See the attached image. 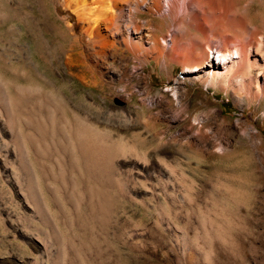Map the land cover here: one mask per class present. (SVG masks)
<instances>
[{"label":"rangeland","instance_id":"obj_1","mask_svg":"<svg viewBox=\"0 0 264 264\" xmlns=\"http://www.w3.org/2000/svg\"><path fill=\"white\" fill-rule=\"evenodd\" d=\"M69 1L0 0V264H264V172L245 167L264 161V0H243L222 32L224 5L205 7L201 70H188L170 32L156 59L140 38L153 25H128L138 0L121 3V28L101 37ZM243 46L252 73L236 70ZM60 93L115 139L112 183L58 154L46 115Z\"/></svg>","mask_w":264,"mask_h":264},{"label":"bare ground","instance_id":"obj_2","mask_svg":"<svg viewBox=\"0 0 264 264\" xmlns=\"http://www.w3.org/2000/svg\"><path fill=\"white\" fill-rule=\"evenodd\" d=\"M72 1H74L73 4ZM220 1L222 0H185L182 3H178L176 2V0H172L168 3V12H164L161 14V9L163 8L161 0H148L147 5L150 12H144L138 9V7L140 6V0H138L135 1V11L130 14L131 18L134 21L132 20L131 23H128V25L129 27L131 25V28L135 29L137 32L141 31L143 26L147 24L153 25L150 28L151 31H149L150 35H144L143 33H140V38H143L145 36H150L152 38L153 42L156 44V47L159 49V54L156 59L162 56L164 50L163 48H160V41L158 40V37L163 35L165 32H170L172 41L177 45V47H180V54L183 57V63L188 68V70L192 66L191 64L193 62H199L196 63L195 66L198 70H201L204 67L202 60L206 58L204 50L202 49L204 48L203 41L207 40L206 44L209 43L208 39L209 41H211V38H209V29H211L209 25L210 22L206 16L207 10L205 7H208L209 9H216L219 6L224 5L225 11L220 20H218L219 24H221L218 26V28L221 29L220 31L222 32L226 29V25L224 24L222 19L230 15L236 17L237 14H235V12L238 8H240L243 2V0H227L228 2L225 5V3H221ZM130 2H133V0H70L68 4L70 6H74L76 10L75 12L77 13L80 20L83 19V21H85V31L91 37H101L102 26L107 29L115 30L121 28V23H119V16L122 14L123 7H121L120 5L121 3L130 4ZM191 5H194L195 9L187 13V10L191 8ZM246 7L248 9H251L252 3L248 2L245 8ZM118 8H120V11L117 13L116 9ZM153 12H159L161 16V18L157 20V23H155V18L152 16ZM143 14L145 15L144 17L146 18V21L144 24H140L139 19L142 18ZM145 28L146 27H144V29ZM105 42L107 43V41H104V43ZM164 43H166V39H164ZM263 47L257 46L256 49L261 50ZM198 50L199 52H197ZM217 51L218 54L223 57V62L225 60V64H228L230 61L227 58L228 56H231V52L227 50H225L226 52H224L221 49ZM235 53L240 58V62L236 70L242 71L244 73H252V71H254V65L246 62V58L249 53L246 47L243 46L240 49H237ZM231 57L234 56L232 55ZM208 64L210 63H207V65ZM217 77L219 78L221 76L212 74V79H215ZM19 93L20 95H22L20 91ZM56 95V98L53 96L50 98V104L53 105L54 109L52 110L53 114L49 111L48 112L52 114V117H49L50 114H47L46 116L47 122H50V118L54 123L52 125V138L53 136H55L59 139L58 146L61 151L58 154L60 155V157L66 158V160H68L71 165H73L74 163H80L86 170L89 179L93 176H96L95 179L100 178L104 183H112L113 176L116 172L115 157L117 153V147L115 146V139H112L113 136L111 138L107 136L106 130H108V128H106V126H101V124L87 118L80 106H71L66 97L61 93ZM50 101H48V103ZM41 121L43 122V120ZM32 124L33 123L31 122L27 125L29 127L27 136L30 144V149L34 153L35 160L36 162H39L40 157L38 158L37 152L35 150L37 149V147H35L34 149L35 143L33 144L35 135L39 133L37 131L38 129ZM41 130H43L42 126ZM119 139V141L123 139V136H121L120 134ZM245 167L251 169L252 172H257L260 170L264 172V161L262 166V164L260 165L256 161L252 160ZM235 168L239 170L243 168V165L235 166ZM40 171H42L43 174L45 173L43 167L40 168ZM103 182H101L102 185L104 184ZM99 185L100 184L98 183L97 186ZM235 185V194H240L242 192L241 189L246 187V183L241 182H235ZM106 190L107 189L105 188V185L102 186V189H100L102 193H105ZM213 214L214 217L213 219H211V223L214 226H217V223L219 222V215L216 211Z\"/></svg>","mask_w":264,"mask_h":264}]
</instances>
